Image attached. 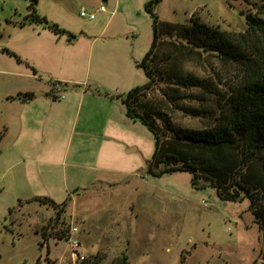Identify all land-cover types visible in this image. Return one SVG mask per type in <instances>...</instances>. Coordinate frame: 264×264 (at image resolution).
<instances>
[{"label":"rangeland","instance_id":"1","mask_svg":"<svg viewBox=\"0 0 264 264\" xmlns=\"http://www.w3.org/2000/svg\"><path fill=\"white\" fill-rule=\"evenodd\" d=\"M148 1L37 0L36 12L49 23H57L77 36L70 40L67 34L56 33L46 23L27 19L28 25L22 24L30 13L32 0H0V110L7 94L16 92L20 86L13 81L15 76L11 71L15 66L33 65L17 51L25 43L24 35L33 33L34 24H43L61 37L58 46L45 50L56 63L44 65L42 69L47 81L59 83L77 75L64 69L62 60L80 57L90 50L89 37H99L98 46L104 38L108 41L113 34H124L131 41L136 40L135 55L142 59L141 52L151 48L154 36V20L145 10ZM263 2L162 0L155 12L160 20L174 23H189L197 14L213 27L241 32L248 27V11L256 12L254 4ZM101 5L106 7L105 11H100ZM83 10L96 12V18L83 16ZM165 39L181 41L176 36ZM207 56L210 55L202 51L203 63L189 61L187 55L178 62L212 83L209 90L206 87L192 90L200 99L189 97L185 103L211 111L213 116H194L175 109L171 111L172 121L180 126L205 128L214 124L220 113L219 100L230 93L233 81L241 74L236 64H227L218 56ZM95 57L96 51L93 55L89 53L82 74H87L88 63L92 61L93 65ZM147 81L144 70L137 69V83L133 87ZM134 123L130 121L129 140L135 142L128 143V148H137L130 154L138 158L136 164L132 161L133 171L122 175L114 184H105L103 191H84L77 198L79 210L82 204H93L85 213L70 207L71 200L59 212L53 206L37 202L19 208L15 185L8 183L10 177L4 176L6 171L0 166V264H52L51 261L53 264H111L123 254L128 255L130 264H263L261 233L249 209L250 201H224L212 187L196 188L192 184L193 174L188 171L161 176L148 174L155 137L140 120ZM72 226L79 227L73 235L81 242L76 250L84 258H77L73 253L69 242Z\"/></svg>","mask_w":264,"mask_h":264},{"label":"trees","instance_id":"2","mask_svg":"<svg viewBox=\"0 0 264 264\" xmlns=\"http://www.w3.org/2000/svg\"><path fill=\"white\" fill-rule=\"evenodd\" d=\"M161 1L149 0L145 4L154 20V36L151 48L137 66L144 70L148 81L120 95L127 116L140 120L155 137L147 173L161 176L188 171L193 174L192 184L196 188L212 187L224 201L248 199L259 225L264 261V2L254 4L256 12L250 10L246 14L248 27L237 32L213 27L197 14L189 23L160 20L155 7ZM36 2L32 0L29 5L25 21L46 23L56 33L67 34L70 40L77 37L41 17L36 12ZM168 36L181 41L166 40ZM202 51L209 58L218 56L227 64H236L241 74L233 81L230 93L219 100L220 113L214 124L205 128L180 126L172 121L171 111L175 109L194 116H213L211 111L185 103L189 97L200 99L192 90H209L212 83L178 62L187 55L189 61L203 63ZM33 96L34 92H20L15 97ZM34 200L59 212L70 197L61 203L47 196ZM42 234L48 238L45 232ZM111 264H130L129 257L123 254Z\"/></svg>","mask_w":264,"mask_h":264},{"label":"crops","instance_id":"3","mask_svg":"<svg viewBox=\"0 0 264 264\" xmlns=\"http://www.w3.org/2000/svg\"><path fill=\"white\" fill-rule=\"evenodd\" d=\"M31 31L22 38L24 52H17L33 65L11 71L20 86L7 94L0 110V166L15 185L19 208L41 204L34 199L47 196L58 203L70 197L69 206L79 210L77 198L84 191H103L105 184L129 175L132 161H138L130 155L137 148H128L129 141L135 142L129 140L130 121L137 120L127 116L120 95L137 83L141 58L135 55L136 40L124 34L104 38L98 46L99 37H89L90 50L62 60L63 68L77 75L55 85L42 76V69L56 63L45 50L58 46L61 37L43 24H34ZM95 51L94 64L89 62L87 74H82ZM20 92L35 96L15 97ZM92 205L82 204L80 210L88 212Z\"/></svg>","mask_w":264,"mask_h":264},{"label":"built area","instance_id":"4","mask_svg":"<svg viewBox=\"0 0 264 264\" xmlns=\"http://www.w3.org/2000/svg\"><path fill=\"white\" fill-rule=\"evenodd\" d=\"M100 10H101V11H105V10H106V7H105L104 5H101V6H100ZM81 14H82L83 16H88L90 19H95V18H96V15H97L96 12L88 13V12H86L85 10H83V11L81 12ZM61 95H62V94H61ZM62 96L64 97V95H62ZM204 204L206 205L207 202L204 201ZM78 231H79V227H77V226H72V227H71V233H72V236L69 238V242H70V245L72 246L73 253L76 255V257H77V258H79V257L84 258V256L80 255V254H79V251L76 250V248H78V247L80 246L81 242H80V240H79L76 236H74L73 234L78 233Z\"/></svg>","mask_w":264,"mask_h":264}]
</instances>
